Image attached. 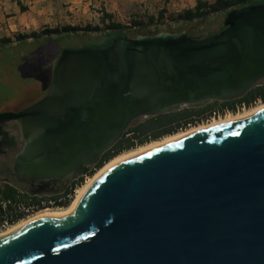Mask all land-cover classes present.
Returning <instances> with one entry per match:
<instances>
[{"label":"water","instance_id":"1","mask_svg":"<svg viewBox=\"0 0 264 264\" xmlns=\"http://www.w3.org/2000/svg\"><path fill=\"white\" fill-rule=\"evenodd\" d=\"M222 26L62 49L48 92L0 112L14 183L76 179L135 120L238 99L262 83L264 3L228 11ZM9 121L19 149L2 130ZM0 264H264V108L118 163L67 216L1 238Z\"/></svg>","mask_w":264,"mask_h":264},{"label":"rangeland","instance_id":"2","mask_svg":"<svg viewBox=\"0 0 264 264\" xmlns=\"http://www.w3.org/2000/svg\"><path fill=\"white\" fill-rule=\"evenodd\" d=\"M106 1L38 0L37 15L40 20L36 22L37 31L31 30L30 28L32 27L26 29L27 26L22 25L23 28L17 27L16 31L10 34L9 37H6L4 33H0V50L6 52L4 54L5 57L0 58V83L3 84L1 86L7 94L14 93L16 95L8 101L6 100L8 96L5 100L0 99V110L24 107L44 96L49 90L52 70L62 49L97 48L105 43L107 40L105 36L107 32L106 26L111 22L106 23L104 21L108 17L103 5ZM201 1L212 3L215 0ZM196 2L197 0H145L137 3L138 5L136 7L127 9L118 8L119 13L115 14L114 19H118L117 24H120L124 28L122 31L130 37L148 29L155 30L165 27V30L174 31V29L180 28L184 24L183 20L179 18V15L183 14L186 9L194 8ZM18 5L21 6V3L19 2ZM68 7H73V9H68ZM63 16L66 19L62 18ZM208 17L205 26L210 28V30L219 31L222 27L224 16L211 14ZM25 18L29 19L30 16L26 15ZM54 19L57 20L58 25L49 23L48 20L53 22ZM59 19L61 22H59ZM135 22H141L142 25L140 26V24H136ZM65 26H76L87 30L79 31L72 36L63 37L58 41V46L43 45L44 47L41 46L39 51L37 50L40 46L38 44H32L34 41L33 37L30 36L32 32L39 33L45 28L57 29L63 32L62 29ZM95 27H98L99 30H94ZM20 28L23 30L20 31ZM18 35L28 36L25 39V45L17 44ZM52 38H56L55 33L52 34ZM20 68L22 69L21 73H18L17 76L12 73V71L15 72V70L17 71ZM186 108L183 107L177 111H183ZM226 113L228 112L222 115ZM146 119L141 117L132 122L129 127L135 126ZM210 119L211 117H204L203 121H209ZM203 121L198 120L197 122L201 123ZM130 136L131 133H127L125 138ZM140 145L142 144H137L129 149L137 148ZM89 177L88 175L86 180ZM84 183L85 181L83 180L82 185Z\"/></svg>","mask_w":264,"mask_h":264},{"label":"trees","instance_id":"3","mask_svg":"<svg viewBox=\"0 0 264 264\" xmlns=\"http://www.w3.org/2000/svg\"><path fill=\"white\" fill-rule=\"evenodd\" d=\"M17 2L19 3V1ZM258 3H264V0H215L212 3L197 0L194 8L186 9L183 14L179 15V18L183 20L184 24H182L180 28L178 27L177 29H174V31H186L191 36L203 37L208 34L217 32L210 30V28L205 26L209 15L215 14L219 16H225V14L232 9ZM135 23L137 24L138 22ZM138 24H140V26L142 25L141 22H139ZM106 28L107 32L105 36L107 40L100 47L109 44L111 39L115 36L127 35V33L122 31L124 28L120 24L110 22L107 24ZM86 30L87 29L85 28L83 29L76 26H65L62 29L63 32L57 29L54 30L45 28L39 33L32 32L30 36L33 37L34 40L32 44H38L40 46L38 50L35 48L37 51H39L41 49V46L44 47L43 45L58 46V41L63 37L72 36L79 31ZM94 30H99V28L95 27ZM160 31L162 30L148 29L144 32H138L132 37H135L139 34H155ZM54 33L56 34V38H52V34ZM26 38H28V36L18 35L17 44L25 45ZM4 54H6V52L4 50H0V58L5 57ZM21 70L22 69L20 68L17 71L15 70V72L12 71V73L14 75L16 74L17 76L18 73H21ZM32 77H34V75H32ZM1 85L3 84L0 83V99L5 100V98L8 96V98L6 99L8 101L16 96L14 93L8 92L9 94H7L3 90V87ZM258 95L261 96L264 100V82L258 84L257 86L249 90L244 96L238 99H245L246 102H249ZM224 103L226 102H223L222 105H218V100H215L212 103H208L200 107H187L183 111H173L165 114H159L153 117H148L145 121L140 122L135 126L129 127L124 132L123 136L118 140V142L102 154L98 163L92 167H86L84 173L92 176L99 168H101L106 162H108L109 159H112L113 156L115 157V155H118V153L122 152L123 150L129 149L137 144H143L144 142H147L149 140H156L161 138L162 136L173 134L177 132L176 130L180 126L185 125L189 122L194 123L196 118V120H200L203 116L210 115L214 109L223 108ZM127 133H131V136L125 138V135ZM83 180L84 178L80 177L76 183L80 185ZM39 199V196H32L28 194L14 182H5L3 184L0 183V223L4 219L5 213L11 212L14 208H16L19 202H37L39 201ZM21 218H23V215H19V217L15 219L13 223L18 222L17 220Z\"/></svg>","mask_w":264,"mask_h":264},{"label":"bare ground","instance_id":"4","mask_svg":"<svg viewBox=\"0 0 264 264\" xmlns=\"http://www.w3.org/2000/svg\"><path fill=\"white\" fill-rule=\"evenodd\" d=\"M263 108H264V101H261L258 104L244 108L242 111L228 112L225 115H220L218 117L216 116L211 117L209 121L207 120L205 122L203 121L201 123L190 125L185 129L179 130L173 134L162 136L159 139L149 141L145 144L138 146L137 148H132V149L123 151L119 153L118 155H115V157L110 159L108 162H106L92 176H90L83 185L77 188L76 194L73 200L71 201V203L69 204V206L63 209H44L26 218L18 220V222L0 231V239L6 237L7 235H9L10 233L14 231H18L22 229L24 226L34 221L35 219L45 217V216H57V217L67 216L74 210V208L77 206V204L79 203L83 195L86 193V191L99 179V177L104 172L114 167L118 163H121L125 160L136 158L151 150L158 149L169 143L175 142L179 139L196 134L198 132L211 129V128H215V127H219V126H222L230 122H235V121L245 119L247 117L254 115L258 111L262 110Z\"/></svg>","mask_w":264,"mask_h":264},{"label":"flooded vegetation","instance_id":"5","mask_svg":"<svg viewBox=\"0 0 264 264\" xmlns=\"http://www.w3.org/2000/svg\"><path fill=\"white\" fill-rule=\"evenodd\" d=\"M261 101H264V100L259 95L249 102H246L245 99L218 101L219 102L218 105H222L223 102H226L224 103V107L221 109H214L210 115H205L200 120L202 121L204 117L219 116L225 112H235L237 109L241 107H244V108L250 107L253 104H256L257 102H261ZM212 102L214 101H211L209 103H212ZM24 107H15V108L6 109V110H0V112L18 111ZM196 119L195 121H198ZM195 121L194 123L189 122L185 125H182L179 128L184 127L183 129H185L188 126H190L189 124L191 125L195 124ZM179 128L176 131H178ZM2 130H5L9 135H13L15 137V140L17 142V148L19 149L22 143V140L20 138L18 126L13 121H9L5 125H3ZM0 139H1V135H0ZM7 146H9V141H7V138H6L5 140L4 139L2 140V145L0 146V183L2 184L5 182H15L16 180V177L13 175V167H12V161H13L16 151H14L12 148H9ZM71 181H72L71 178H64L60 180L37 181L33 185L26 184V183H19L18 185L28 194L30 195L32 194V196H52V195H56L58 193L64 192L68 188Z\"/></svg>","mask_w":264,"mask_h":264},{"label":"crops","instance_id":"6","mask_svg":"<svg viewBox=\"0 0 264 264\" xmlns=\"http://www.w3.org/2000/svg\"><path fill=\"white\" fill-rule=\"evenodd\" d=\"M17 1L21 3L22 7L18 5ZM143 1L145 0H107L103 4L105 7V11L108 14L107 20L104 21L106 23L110 21L117 23L118 19H114V17L116 13H119L118 8L127 9L136 7L138 5L137 3ZM38 6V0H0V33H4L6 37H9L10 34H13V32L16 31L17 27L23 28L22 25L27 26L26 29L32 27L30 28L31 30L37 31L36 22L40 20L38 19L39 17L37 15ZM68 9L72 10L73 7H68ZM26 15H29L30 18H25ZM62 18H64V16ZM48 21L49 23H55V25H58V22L55 19L53 22H50V20ZM59 22H61L60 19ZM22 30L23 29L20 28V31Z\"/></svg>","mask_w":264,"mask_h":264},{"label":"built area","instance_id":"7","mask_svg":"<svg viewBox=\"0 0 264 264\" xmlns=\"http://www.w3.org/2000/svg\"><path fill=\"white\" fill-rule=\"evenodd\" d=\"M151 29H153V28H151ZM160 30H165V27L160 28ZM243 109H244V107H241V108L237 109L235 112L242 111ZM196 123H198V122L195 121V124ZM189 125H191V124H189ZM183 128H179V130H181ZM80 177H83L84 181H86V178L88 177V175L83 173V175H81ZM80 177H78L76 179H72L68 188L64 192L58 193V194L53 195V196H39L40 199L37 202H30V201L19 202L17 204L16 208H14L11 212L5 213L4 219L0 223V231L8 228L10 225L14 224L13 221L15 219H17L19 217V215H23V218H26V217L33 215V214H35L41 210H44V209H63L65 207L69 206V204L71 203V201L73 200V198L76 194L77 188L82 184L81 183L79 185L76 183ZM4 206H5V204H4ZM23 218H21V219H23ZM21 219H18V220H21Z\"/></svg>","mask_w":264,"mask_h":264}]
</instances>
